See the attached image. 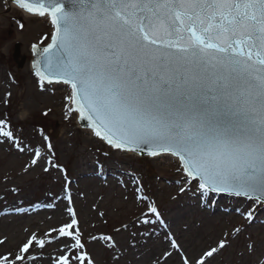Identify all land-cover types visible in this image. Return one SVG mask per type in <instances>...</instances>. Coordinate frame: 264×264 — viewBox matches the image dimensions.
I'll return each mask as SVG.
<instances>
[{
    "label": "snow or ice",
    "instance_id": "6c2138e0",
    "mask_svg": "<svg viewBox=\"0 0 264 264\" xmlns=\"http://www.w3.org/2000/svg\"><path fill=\"white\" fill-rule=\"evenodd\" d=\"M15 2L31 16L50 18L51 43L33 45L41 58L35 74L41 84L70 85L66 116L78 113L114 149L177 157V170L200 189L264 207V0ZM3 123L0 135L11 138ZM40 158L35 152L31 164ZM67 211L70 222L50 228L47 240L32 233L18 254L0 255V264L23 262L30 249L62 238L67 252L83 249L77 213ZM149 211L159 216L155 206ZM226 243L196 264H207ZM172 247H179L175 240ZM87 255L79 254V264H94ZM71 260L61 255L55 264Z\"/></svg>",
    "mask_w": 264,
    "mask_h": 264
},
{
    "label": "rangeland",
    "instance_id": "374dc122",
    "mask_svg": "<svg viewBox=\"0 0 264 264\" xmlns=\"http://www.w3.org/2000/svg\"><path fill=\"white\" fill-rule=\"evenodd\" d=\"M8 7L0 0V117L8 115L12 117L11 124L16 125L13 127L15 133L19 139H22L25 143L38 142L41 143V150H45L44 142L42 140L43 134L49 135L52 143L54 144V154L57 157V164L67 166L70 172H73L75 152L85 149V152L93 154L96 148L93 147L92 151H88L90 146L87 143L86 137L88 138L87 130L80 131L76 127V124L71 119H66L62 121L61 111L60 110L64 104L62 103L56 105V99H62L67 96L65 90H52V93H39L35 87L34 80L29 76V73L24 75V68L28 64L29 50L32 44H37L36 41L40 34L48 33L49 28L47 24H43L41 30L35 26L38 24L37 20H28L23 18L22 14L17 10L7 9ZM31 21V22H30ZM32 27H28L31 26ZM28 28V29H27ZM15 44L20 45L19 51V61L22 57L25 58L24 66L19 68L16 61H13L12 54ZM13 77L18 86L12 83ZM3 81L9 82L8 92L4 94V89H2ZM7 82V83H8ZM41 87H44L42 85ZM49 90V87L47 88ZM51 91V90H50ZM59 100V101H60ZM58 101V103H59ZM8 107V108H7ZM47 113L46 115H43ZM43 126V134H38L35 131V126ZM52 144V145H53ZM95 145V143H93ZM22 147V145H20ZM64 147L65 151H61V148ZM105 152L104 149H100ZM123 157V155H121ZM32 155L29 153L20 152L17 153V149L13 145L8 144L7 141L0 138V182L4 178L10 179L11 185L20 188L17 192H6L9 195L6 197L9 199L13 198L15 195L21 196L22 200H25L26 203H37V205L42 200L52 199L50 194L53 192L55 194H60V186L57 188L53 185L55 183L54 176L49 173L43 175L44 171L41 167L37 170L31 171L28 174H22V172H27L29 161L31 160ZM124 158V157H123ZM124 165L125 169H130V172H136L141 175L142 181L145 182L147 194L152 196L154 199V188L152 181L155 180V177L159 178L158 170H155V162L149 160H135V157L130 159H125ZM99 162V161H98ZM71 174V173H70ZM73 178V174H71ZM123 180L129 181L128 177L123 178ZM159 181V180H155ZM7 180L4 179L0 184V190L6 188ZM77 187V186H76ZM79 188V187H78ZM7 189V188H6ZM80 190L85 197V200L88 201V205L85 209V205L82 201H78L81 212H88L87 219L81 221L79 228L81 232L82 242L84 243L86 250L87 258L93 260L94 264H129V257L125 259V254L129 252L132 254L135 249V245L141 236H145L144 233H147L152 230L148 227L150 223L142 224L141 214L148 210V206L144 204L136 209L135 199L131 196V199L126 198V195L123 193L121 196L117 195V190H109L107 187L105 190L101 191L98 188L94 187L89 192L83 188L81 185ZM109 194V197L107 195ZM98 196H104L103 207L96 208V199ZM107 197V199H106ZM80 199V198H78ZM159 200V199H158ZM154 201L151 206H155L162 211L164 208V202ZM15 207L20 205L11 204ZM222 205V204H221ZM101 210V211H99ZM164 216L169 217L173 214L175 216L179 215L176 212L166 211ZM179 212V211H178ZM201 211H195L193 221L191 218H181L176 221L175 229L177 232H182L183 234L187 232H193L195 230H213V226L209 220L216 218H225L222 215H216L210 217L207 214H202ZM43 216H46V213L43 212ZM83 216V215H82ZM218 216V217H217ZM201 217V219H200ZM204 218L205 222L200 223ZM227 220V219H226ZM198 221L199 223H197ZM246 222H240V219L233 220L232 226L235 225H244ZM151 225V224H150ZM225 228V224L222 225ZM153 228V226L151 225ZM253 226L250 227L252 231ZM173 229V228H172ZM173 230V232L175 231ZM163 241L166 238V234L160 232L157 229ZM224 232V230H223ZM223 232L219 231L218 236H216L214 241H220L223 238ZM173 234V233H172ZM247 235L237 238L241 240L239 246L236 245V240L232 241V244L225 249L224 255L222 254L218 259H215L212 264H219L221 261L231 263L233 260L239 258V251L249 250L248 242L255 241V235L250 233H245ZM250 234V235H249ZM15 235L13 230H0V255H2L4 250L7 249L8 242L12 239V236ZM101 236H110V240L100 239ZM11 237V239H10ZM26 235H23L22 239L16 244L17 246L23 241ZM96 237L97 239H92ZM91 239V240H88ZM180 247L181 242L176 239ZM165 242V241H164ZM254 242L251 248L256 244ZM264 244V241L262 242ZM261 244V243H259ZM15 245V247H17ZM183 249H186L184 246L185 243L181 244ZM13 247V248H15ZM235 247V248H234ZM204 246H200V250H203ZM231 250H234L235 253H231ZM57 250L51 254H56ZM76 250L67 252L72 258L71 264H79V260L75 259ZM129 254V255H130ZM62 254H60L61 256ZM65 255V254H63ZM57 257V254L54 258Z\"/></svg>",
    "mask_w": 264,
    "mask_h": 264
},
{
    "label": "bare ground",
    "instance_id": "6f19581e",
    "mask_svg": "<svg viewBox=\"0 0 264 264\" xmlns=\"http://www.w3.org/2000/svg\"><path fill=\"white\" fill-rule=\"evenodd\" d=\"M11 9L13 8H17L16 6H13L12 3H8L5 2ZM24 14V13H23ZM28 20L31 19H36V18H32V17H25ZM31 22V21H30ZM38 24H36L35 26H37V28L39 30H41L43 24H44V20H38L37 21ZM28 27H32L28 26ZM28 29V28H27ZM26 70H29L31 72L32 68L31 66L28 68L24 69V73H26ZM61 102L56 101V105L60 104ZM63 108V107H62ZM58 112L60 113V110L58 109ZM77 117V116H76ZM93 140L92 139H88L87 143H92ZM61 151H65L64 147L61 148ZM163 159V160H161ZM156 160L159 161V172L161 173L162 176H166V173L169 172V170L171 169L172 172V177L168 176L165 178V180H175L174 179V175L176 174V172H174V166L172 165V163L167 162V158L166 157H161V158H157ZM113 164L115 165V163L117 162L116 159L114 160V158H112ZM91 162L92 160H90L88 158V156H85L83 154V157L78 158V161L75 162V174H76V178L77 179H81L84 178L86 176L91 175L92 172V166H91ZM110 170H115L114 166H111L108 168V173H112ZM155 188H156V195L158 196V198H162V199H167L170 197L171 193L173 196V192L174 189H171L170 187L168 188V186L166 184H155ZM178 197V196H177ZM174 197L173 198H177ZM235 204H239L241 207L246 208V206H248V204H245L243 202H235ZM102 206V205H101ZM166 208L169 211H173V208H179V212H177L179 215L174 216V217H170L169 221L171 223V225L175 224V219L174 218H178V217H183L185 218L190 212L191 209L188 208L186 211H183V206L182 205H178L176 201H172V203L169 201L168 204L166 205ZM237 210H240L241 208H236ZM257 209L259 210L260 207L257 206ZM261 214L264 215V210L260 209ZM61 213L64 215L63 219L68 217L66 216L64 210L62 209ZM35 214V213H34ZM87 215H84L82 217H80V219H84ZM36 217V214L33 215L32 217H27V216H23L22 217H17L14 218V221L12 222H7L6 220L1 219L0 220V230H13L15 231V235L12 236L11 242L9 240L7 249H11L13 247H15L17 241L21 238V235H23L21 233L20 230L23 231H29L31 233H35L37 234L38 237L43 238L46 240L45 237H47L45 235V231L42 226V222H37L34 218ZM4 219H6V217H4ZM19 219V222L16 224V220ZM210 236V238H209ZM181 239L182 242L185 243V245H187L188 250H186V252L188 253V257L194 259L195 256L200 255L201 251H206L209 248H214V240L212 241L213 237H211L210 232H206V231H193V232H187L186 234H181V237H179ZM204 246L203 250H200V246ZM17 246V245H16ZM50 246V245H49ZM260 247H263L262 245H260ZM2 248V246L0 247V249ZM16 248V247H15ZM59 250L65 249L64 248V243L59 244ZM264 248V247H263ZM261 249V248H260ZM257 249L253 252V256H249L246 259H243L241 262H239V264H261L262 261H264V250H260ZM139 252L136 253L137 257H135L133 260H130L131 264H156V261H159V264H178L177 260L175 258V256L173 255H168L165 256L164 253L167 252L165 251V247L162 243H160L159 241L156 242L154 247H149L148 245H144L141 246L139 248ZM6 251H12V250H6ZM168 253V252H167ZM48 258V257H47ZM46 258V262L50 263L49 259ZM149 262H146V261ZM28 264H36V262H29ZM211 264V263H210Z\"/></svg>",
    "mask_w": 264,
    "mask_h": 264
},
{
    "label": "water",
    "instance_id": "95a60500",
    "mask_svg": "<svg viewBox=\"0 0 264 264\" xmlns=\"http://www.w3.org/2000/svg\"><path fill=\"white\" fill-rule=\"evenodd\" d=\"M5 2H8V3H12V5L13 6H17V4H16V2L14 1V0H4ZM47 2H49V3H52V2H55V0H47ZM65 2H67V0H65ZM41 58L39 57V56H37V58H36V66H37V61H39ZM31 68H32V66H31ZM33 70V69H32ZM32 72V71H31ZM79 118V117H78ZM80 122H79V125H83L84 124V122L80 119L79 120ZM88 122V121H87ZM143 152H147L146 150L145 151H143ZM246 204V203H245ZM211 217V216H210Z\"/></svg>",
    "mask_w": 264,
    "mask_h": 264
}]
</instances>
